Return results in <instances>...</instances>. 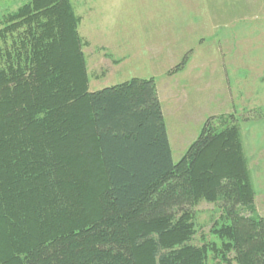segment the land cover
Returning a JSON list of instances; mask_svg holds the SVG:
<instances>
[{
  "label": "trees",
  "instance_id": "obj_1",
  "mask_svg": "<svg viewBox=\"0 0 264 264\" xmlns=\"http://www.w3.org/2000/svg\"><path fill=\"white\" fill-rule=\"evenodd\" d=\"M79 22L70 0L2 21L0 264H264L239 127L207 118L174 163L153 78L89 92ZM201 202L222 214L196 246Z\"/></svg>",
  "mask_w": 264,
  "mask_h": 264
},
{
  "label": "rangeland",
  "instance_id": "obj_2",
  "mask_svg": "<svg viewBox=\"0 0 264 264\" xmlns=\"http://www.w3.org/2000/svg\"><path fill=\"white\" fill-rule=\"evenodd\" d=\"M29 0H0L5 15ZM79 17L89 92L153 78L172 160L196 141L205 120L230 116L241 133L264 214V0H70ZM186 59L181 71L168 74ZM190 63V65H189ZM192 244L216 242V204L194 208ZM247 215V212H243ZM207 264H218L209 256Z\"/></svg>",
  "mask_w": 264,
  "mask_h": 264
},
{
  "label": "crops",
  "instance_id": "obj_3",
  "mask_svg": "<svg viewBox=\"0 0 264 264\" xmlns=\"http://www.w3.org/2000/svg\"><path fill=\"white\" fill-rule=\"evenodd\" d=\"M189 65H190V63H189ZM158 94V93H157ZM159 98V97H158ZM261 190L264 192V182L261 184Z\"/></svg>",
  "mask_w": 264,
  "mask_h": 264
}]
</instances>
